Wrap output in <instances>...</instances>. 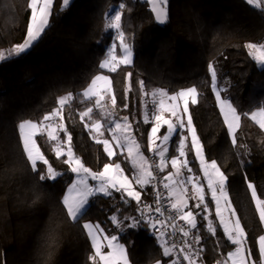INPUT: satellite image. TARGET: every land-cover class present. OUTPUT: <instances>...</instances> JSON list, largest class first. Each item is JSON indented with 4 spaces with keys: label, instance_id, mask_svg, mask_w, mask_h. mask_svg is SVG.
<instances>
[{
    "label": "trees",
    "instance_id": "1",
    "mask_svg": "<svg viewBox=\"0 0 264 264\" xmlns=\"http://www.w3.org/2000/svg\"><path fill=\"white\" fill-rule=\"evenodd\" d=\"M120 3L126 5L122 25L133 47L134 63L122 66V71L109 73L99 69L115 36L114 30H104V13L110 7L118 8ZM168 12V21L159 24L146 0H72L64 10L60 0H54L50 25L39 42L27 53L0 62V264H90L87 257L91 243L82 228L85 220L99 222L120 237L134 264H154V259L162 257L146 227L121 232L112 223V215L122 219L136 214V202L124 204L121 193L92 197L79 225L72 224L59 203L71 182L67 165L56 158L46 136L39 138L49 163L64 173L54 181H40L26 163L22 147H18L16 125L20 120H39L56 106L58 96L68 92L75 96L92 76L101 72L113 77L121 105L124 75L129 71L134 81L144 79L148 89L163 88L169 94L198 85L203 95L197 105L190 106V111L205 155L216 159L228 176L229 197L249 234V246L255 245L256 238L264 234L245 183L247 176L264 196V133L251 120L243 118L238 134L240 143L248 144L250 155H243L245 150L239 149L242 155L238 157L219 109L206 93L209 86L206 66L226 52L230 70L238 75L232 89L234 104L240 111L264 104V67H258L243 47L247 42L264 43V13L246 0H169ZM29 16L27 0H0V50L23 41ZM134 87L136 92L130 94L134 106L119 115L134 113L141 129L150 128V124H143L139 86L134 83ZM84 107L79 99L74 100L71 115L65 111V124L72 133L75 154L87 167L99 170L108 161L102 146L90 139L80 123L78 110ZM95 115L100 118L98 112ZM139 138L145 145L142 151L149 157L146 133ZM174 150L175 142L169 156L175 155ZM189 158L195 159L193 154ZM119 159L123 160V156ZM123 166L130 172L129 164ZM39 167L46 169L42 164ZM193 167L196 172L199 170L198 164ZM110 198L119 200V204L110 206ZM211 217L218 225L213 213ZM205 226L202 219L198 225L205 248L202 264H217L234 246L227 242L219 227L217 246V238ZM167 263L168 258H163L162 264Z\"/></svg>",
    "mask_w": 264,
    "mask_h": 264
},
{
    "label": "snow or ice",
    "instance_id": "2",
    "mask_svg": "<svg viewBox=\"0 0 264 264\" xmlns=\"http://www.w3.org/2000/svg\"><path fill=\"white\" fill-rule=\"evenodd\" d=\"M147 3L152 6L151 11L157 22L164 24L168 21L169 0H147ZM246 3L264 13V0H246ZM69 4L70 0H62L61 10ZM53 7L54 0H27L30 16L26 35L22 42L12 44L7 50H0V62L27 53L39 42L50 25ZM125 7L124 3H120L118 8L110 7L104 13V30H114L117 34L99 63V69H106L109 73H117L122 71V66H132L134 63L133 47L122 25V10ZM243 47L258 66L264 67V43L247 42ZM207 73L232 148L237 150L238 157L242 155L239 149L245 150L243 155H250L248 144L240 143L238 133L242 129L243 118L251 120L264 133V104L240 111L229 96L222 95L227 89L220 86L218 62L209 61ZM134 83L139 86L143 124L151 125L147 129L139 127L140 121L134 113L130 112L131 119L129 115H119L120 111L134 106L130 96L136 92ZM202 95L196 84L171 94L163 88L148 89L144 79L134 81L133 73L129 71L124 75L121 105L113 77L101 72L92 76L82 92L75 96L72 92L58 96L56 106L46 111L39 120H20L16 125L18 147H22L26 163L39 176L40 181H54L64 173L49 163L38 143L39 138L46 136L56 158L67 165V171L74 175V179L59 203L62 204L61 211L66 213L67 220L74 225H79L86 215L90 199L94 196L110 197L113 192H118L124 204L135 201L138 214L126 215L122 219L112 215L110 219L121 232L125 229L139 230L142 226L150 231L162 250V257L154 259V264H162L163 258H168V264H202L205 248L201 244L203 237L198 227V217L207 221L206 231L217 238V246L220 239L218 227L222 228L227 242L234 246L233 250L228 251L227 257L223 261L218 260L217 264H264V234L256 238L255 245L249 246V234L229 197L228 176L216 159L206 157L204 145L197 134L190 106L197 105ZM76 99L85 105L83 110H78L80 123L90 139L102 146L107 157L108 162L103 163L99 170L87 167L72 147L73 136L65 124V111L71 115L70 109ZM96 112L100 118L96 117ZM165 128L166 131H163ZM137 133L139 137L146 133L147 150L153 158H158V162L145 156L142 151L145 145ZM177 134L179 140L176 143V154L169 156L170 142ZM190 154H194V160L189 158ZM121 156L123 160L119 159ZM125 163L130 165L131 174L123 166ZM197 163L199 175L193 167ZM40 164L46 166V172L39 167ZM169 165L171 170L161 177L159 174L165 173ZM245 183L260 225L264 227V196L247 176ZM148 186H151L154 193L153 203L142 199V191ZM209 195L210 201L207 199ZM190 201L195 203L190 206ZM212 204L215 205L218 225L210 215ZM82 228L91 243V252L87 257L90 264H134L125 244L120 242V237L108 233L98 222H85Z\"/></svg>",
    "mask_w": 264,
    "mask_h": 264
},
{
    "label": "rangeland",
    "instance_id": "3",
    "mask_svg": "<svg viewBox=\"0 0 264 264\" xmlns=\"http://www.w3.org/2000/svg\"><path fill=\"white\" fill-rule=\"evenodd\" d=\"M115 37V36H114ZM4 50H7V49H4ZM117 54L119 55V49H118V51H117ZM261 67V66H260ZM106 70V69H105ZM107 71V70H106ZM230 72H233V71H230ZM103 74H105V75H108L107 73H104V72H102ZM233 73H235V72H233ZM230 74V73H229ZM236 74V73H235ZM237 75V74H236ZM208 77V76H207ZM209 86L206 88V93L208 92L209 93V95L210 96H212L214 99H215V96H214V94L212 93V91H211V79H210V75H209ZM220 86L221 87H225L227 90L224 92V93H222V95H226V96H229L231 99H232V101H233V96H232V89L234 88V86H235V84H232L231 83V81H230V78H229V75L228 74H226V73H224V72H221L220 73ZM233 103H234V101H233ZM181 107H182V105H181ZM141 117H142V114H141ZM163 131H166V128L165 129H163ZM179 140V134H177V135H175L174 137H173V140L170 142V148H172L173 147V145H174V142H175V154H176V143H177V141ZM189 143H190V138H189ZM170 148H169V153H168V155H170ZM150 155H152L151 153H150ZM193 157H194V154H193ZM195 158V157H194ZM158 159V158H157ZM198 164V163H197ZM198 168H199V165H198ZM171 170V166L169 165L168 166V169L166 170V172H165V174H167V171H170ZM45 172H46V169H45ZM129 174H131V169H130V172H129ZM185 174L187 175V172H186V170H185ZM197 174L199 175L200 173H199V170L197 171ZM70 175H71V181H72V179H74V175L72 174V173H70ZM71 183V182H70ZM69 183V184H70ZM90 183H95L94 181H90ZM190 187V186H189ZM68 188V187H67ZM67 188H66V190H65V193L67 192ZM64 193V194H65ZM113 194H114V192H113ZM210 199H211V197H210V195L208 196ZM190 203V206L192 205V204H194L195 202L194 201H190L189 202ZM211 213H210V215L213 213V215H214V217H215V205L214 204H212L211 205ZM212 218V217H211ZM198 219L201 221L202 220V217H198ZM213 219V218H212ZM85 222H91V221H83V223H85ZM206 222V224H207V221H205ZM82 223V224H83ZM92 223H97V222H92ZM99 223V222H98ZM100 225H101V227L102 228H104L108 233H110L111 234V232H109V228L108 227H106L105 225H103V224H101V223H99ZM264 228V227H263ZM112 235H114V234H112ZM234 248V247H233ZM233 248L232 249H230L229 251H231V250H233ZM105 251H107V249H105ZM162 251V250H161ZM168 264V263H167Z\"/></svg>",
    "mask_w": 264,
    "mask_h": 264
},
{
    "label": "crops",
    "instance_id": "4",
    "mask_svg": "<svg viewBox=\"0 0 264 264\" xmlns=\"http://www.w3.org/2000/svg\"><path fill=\"white\" fill-rule=\"evenodd\" d=\"M72 0H70V2H71ZM147 1V0H146ZM60 5H61V7H62V0H60ZM149 5V7H150V9L152 8V6L150 5V4H148ZM153 13V12H152ZM153 15H154V13H153ZM154 17H155V15H154ZM159 23V22H158ZM159 24H161V23H159ZM115 32V31H114ZM117 34H116V32H115V36H116ZM115 38V37H114ZM112 43H113V41H112ZM112 43L109 45V47L112 45ZM119 44V42L117 41V45ZM108 47V48H109ZM118 47H117V51H118ZM248 51V50H247ZM213 61H216V62H218V67H219V72L221 73V72H224V73H226V74H228L229 75V78H230V81H231V83L232 84H236L237 82H238V75H236L235 73H233V72H230L231 70H230V68H229V63H228V54L226 53V52H223V53H221L218 57H216ZM258 67H260V66H258ZM105 70V69H104ZM230 73V74H229ZM206 74H207V76H208V79H209V74L207 73V66H206ZM207 95H208V97H209V99L211 100V101H213L215 104H216V102H215V99L212 97V96H210L209 95V93L207 92ZM189 145H190V143H189ZM218 223H219V221L218 220H216ZM257 249H258V246H257ZM228 253V252H227ZM227 253H226V255L224 256V259L227 257ZM258 256H259V253H258ZM258 258V257H257ZM223 259V260H224ZM222 260V261H223ZM229 264H230V262H229Z\"/></svg>",
    "mask_w": 264,
    "mask_h": 264
},
{
    "label": "built area",
    "instance_id": "5",
    "mask_svg": "<svg viewBox=\"0 0 264 264\" xmlns=\"http://www.w3.org/2000/svg\"><path fill=\"white\" fill-rule=\"evenodd\" d=\"M149 158L150 159H155V161L158 162V159L157 158H153L152 155H150ZM159 175L162 177L163 175H166V174L165 173H161ZM138 190H139V188H138ZM142 196H145L147 198L146 200H144L145 202H147V203H153V201H154V193L152 191L151 186L146 187L142 191ZM109 204H110V206L114 207V206H116V205L119 204V200H117L115 198H110ZM136 208H137V206H136ZM136 214H138V213L136 212ZM179 223L182 224L183 222L180 221Z\"/></svg>",
    "mask_w": 264,
    "mask_h": 264
}]
</instances>
